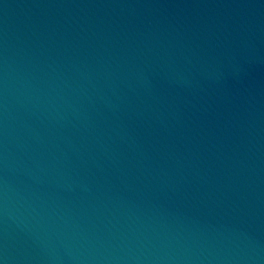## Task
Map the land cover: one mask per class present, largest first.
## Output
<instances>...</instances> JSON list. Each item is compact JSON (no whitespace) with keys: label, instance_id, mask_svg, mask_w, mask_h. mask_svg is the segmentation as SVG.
Wrapping results in <instances>:
<instances>
[{"label":"water","instance_id":"water-1","mask_svg":"<svg viewBox=\"0 0 264 264\" xmlns=\"http://www.w3.org/2000/svg\"><path fill=\"white\" fill-rule=\"evenodd\" d=\"M0 264H264V0H0Z\"/></svg>","mask_w":264,"mask_h":264}]
</instances>
